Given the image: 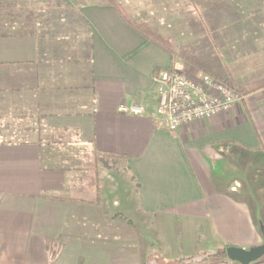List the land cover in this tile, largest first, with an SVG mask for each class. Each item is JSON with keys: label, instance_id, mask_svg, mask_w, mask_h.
I'll use <instances>...</instances> for the list:
<instances>
[{"label": "crops", "instance_id": "obj_1", "mask_svg": "<svg viewBox=\"0 0 264 264\" xmlns=\"http://www.w3.org/2000/svg\"><path fill=\"white\" fill-rule=\"evenodd\" d=\"M70 1L92 28L93 95L82 115L63 120L48 114L56 111L54 98L43 102L35 137L27 127L0 126V264H145L152 256L164 261L200 256L198 241L206 242L203 254L225 245L260 244L264 209L255 221L250 205L237 194L240 186L222 182L220 144L232 142L264 160V87L227 113L170 132L155 113L156 77L177 61L128 26L112 6ZM42 6V0H0V92L26 95L38 88L37 39L30 32L36 26L34 12ZM257 13L264 15L262 9ZM126 102L143 105V114L119 112ZM26 110L16 119L30 118ZM73 124H81L87 137L65 141L61 127ZM72 143L87 154L67 157L58 149ZM86 157L100 169L95 177L78 174L89 166ZM107 158L125 166L135 183L137 214L160 227L156 251H142L133 222L108 211L105 200L118 188V170L112 171ZM101 166L104 173L106 168L112 172L108 182L101 178ZM110 205L114 209L118 201ZM174 220L183 224L182 236L167 231Z\"/></svg>", "mask_w": 264, "mask_h": 264}, {"label": "rangeland", "instance_id": "obj_2", "mask_svg": "<svg viewBox=\"0 0 264 264\" xmlns=\"http://www.w3.org/2000/svg\"><path fill=\"white\" fill-rule=\"evenodd\" d=\"M124 2H127L125 8L133 18L139 21H147L160 28L163 33H167L172 37L174 43H187V45L197 49L210 52L211 47L206 45L207 40H209L208 36H210L213 43H219L218 53L223 56L227 69L232 73L233 79L236 80L240 87H254L264 83V45L259 46L261 43L264 44V40L258 41L256 38V36H262L260 38L264 39V20L259 21V18H264V15L257 13L258 9L264 11V0H210V3L214 5L212 8L207 6L194 7L188 4L186 0H122L123 5ZM132 5L136 7L137 11L132 9ZM253 25L258 28L256 31L249 30L250 26ZM245 27L248 30H245ZM213 43H210V45H213ZM253 43L258 45H252ZM213 51L211 50L212 56H214ZM177 62L182 64L183 69L187 73L200 74L201 72L190 64H184L181 61ZM239 93L243 99L245 95L242 91H239ZM77 97L78 94L74 92L71 97L64 96L66 100L70 98L69 101H74ZM27 99L28 97L26 98L25 94L11 91L0 92V126L27 127L28 135L35 137L37 132L35 130L39 127L35 116L22 118V121L16 119V116L21 115L24 109L28 107L29 101ZM79 105L81 104L79 103ZM74 108L77 110L79 106ZM71 112L74 116L75 111ZM64 129V127H61V132L65 131ZM69 129L73 132H78V135L73 137L77 141L81 137H87L85 136L87 134L86 130L82 131L81 124H73L67 131ZM72 144L73 146L60 144L58 149L67 153V157H77L78 155L83 157L85 153L87 154L84 146L79 148V144ZM230 146L222 147V151L224 150L222 164L226 171L223 174L224 180L222 182L229 181L236 187L240 186L237 194L250 205L253 210V217L257 221L259 220L260 212L264 209L261 208L264 206L263 156L243 151L239 148L233 149ZM106 161L109 163L108 166L113 168L112 171L118 170V176L116 177L118 178L116 180L118 188L107 193L106 207L110 213L124 216L130 221V224L132 221L133 228H135L141 238L142 251L145 250L152 253L155 250L154 246L158 248L155 236L160 232V227L156 224L157 222H150L149 217L144 216L143 213L139 212L137 214L135 210L136 186L134 182L130 181L126 167H122L117 161L111 162L108 158ZM87 163L89 166L80 168L78 174L86 177H95L94 174L100 169L97 170L94 161L91 159H88ZM101 169L103 170L101 177L103 181L108 182L109 178H113L109 168H106L105 173L103 166H101ZM113 199L118 201V206L114 209L110 205ZM168 225L167 231L172 236H182L185 232L183 224L178 220H174ZM162 227L165 231L166 225ZM197 249L198 255L203 254L206 249V242L198 241ZM145 257H150L149 253L145 252ZM262 259H264V255ZM145 264L176 263L167 262L152 256Z\"/></svg>", "mask_w": 264, "mask_h": 264}, {"label": "trees", "instance_id": "obj_3", "mask_svg": "<svg viewBox=\"0 0 264 264\" xmlns=\"http://www.w3.org/2000/svg\"><path fill=\"white\" fill-rule=\"evenodd\" d=\"M100 1L101 5L112 6L128 26L171 54L174 61L190 64L201 72L230 85L237 92L242 91L244 95L264 87V83L254 87H244L245 89L240 87L233 79L232 73L227 69L223 56L218 53L219 43H213L210 36H208L209 40L206 36V45L211 47L210 52L197 49L187 45V43H174L172 37L163 33L160 28L147 21H139L133 18L119 0ZM42 2L43 6L38 7V10L34 12L33 19L36 26L30 32L37 39L39 84L36 90L26 93L29 105L24 115L41 117L44 113L42 112L44 111L42 103L49 102L50 98H54L53 103L56 110L52 113L49 111L50 116H59L63 120L62 117L66 118V116L73 114L70 111H75L74 117L82 115L84 108L89 106L93 95L92 28L80 14L79 6L76 3L70 0H42ZM186 2L194 7H214L210 0H186ZM211 50H214V56H212ZM73 92L78 94L76 100L69 101L70 98L69 100L64 98L65 95L71 97ZM75 106H79V108L76 110ZM64 128L65 131H62L60 136L65 141H69L78 135L77 132L67 131L68 127ZM220 145L223 148L229 147V145L234 148L237 147L232 142H223ZM261 149H264V145ZM247 151L252 150L248 149ZM124 219L126 218L124 217ZM127 222L130 223L129 220ZM227 246H222L197 257L178 258L167 262H175L176 264L223 262L227 259Z\"/></svg>", "mask_w": 264, "mask_h": 264}, {"label": "built area", "instance_id": "obj_4", "mask_svg": "<svg viewBox=\"0 0 264 264\" xmlns=\"http://www.w3.org/2000/svg\"><path fill=\"white\" fill-rule=\"evenodd\" d=\"M156 115L164 118L166 129L177 132L189 124L229 112L242 100L239 92L208 74L187 73L179 62L156 77ZM118 111L141 115L144 107L132 102L122 103ZM233 190L236 187L232 188Z\"/></svg>", "mask_w": 264, "mask_h": 264}, {"label": "water", "instance_id": "obj_5", "mask_svg": "<svg viewBox=\"0 0 264 264\" xmlns=\"http://www.w3.org/2000/svg\"><path fill=\"white\" fill-rule=\"evenodd\" d=\"M262 242L256 246L249 248H241L237 246H227V259L239 264H254L260 261L264 255V228H261Z\"/></svg>", "mask_w": 264, "mask_h": 264}]
</instances>
